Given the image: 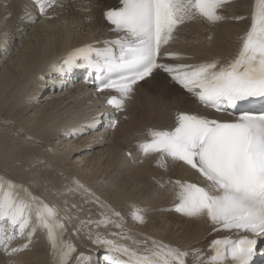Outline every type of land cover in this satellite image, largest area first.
I'll return each mask as SVG.
<instances>
[{
  "label": "snow or ice",
  "instance_id": "snow-or-ice-1",
  "mask_svg": "<svg viewBox=\"0 0 264 264\" xmlns=\"http://www.w3.org/2000/svg\"><path fill=\"white\" fill-rule=\"evenodd\" d=\"M231 3L233 0H120L119 7L103 13L110 31L117 34L115 39L76 47L54 65L60 76L77 68L94 73L97 91L115 93L107 98V105L116 112L125 111L138 82L159 70L203 108L230 117L177 111L173 125L148 129L147 138L137 144L144 158L155 156L156 164L165 171L180 164L202 178V182L167 181L175 197L173 211L189 219H204L212 233L229 235L211 240L207 249L191 251L153 238L137 239L142 234L132 235L121 214L78 181L73 183L85 202L102 209L99 219L80 220L69 213L66 201L61 208L23 185L0 178V253L14 256L30 250L39 231L45 234L54 264H254L256 256H264L258 247V238H264V110L241 108L242 102L264 103V0H254L250 17H232L250 19V25L239 38L237 54L227 62H161L189 59L166 51L178 28L196 21L218 25L227 19L223 10ZM31 4L39 16L49 18V9L63 6L61 0H31ZM20 20L33 24L37 16L25 6ZM99 123L96 117L84 127L94 130ZM117 123L114 115L109 117V127L115 128ZM145 211L133 206L132 220L147 223ZM75 220L79 224L74 225V234L83 232L94 249H103L101 260L91 254L93 248L88 254L78 252L65 239ZM101 228L119 231L101 232ZM17 240L24 242L13 247Z\"/></svg>",
  "mask_w": 264,
  "mask_h": 264
},
{
  "label": "bare ground",
  "instance_id": "bare-ground-1",
  "mask_svg": "<svg viewBox=\"0 0 264 264\" xmlns=\"http://www.w3.org/2000/svg\"><path fill=\"white\" fill-rule=\"evenodd\" d=\"M61 2L62 7L49 11L51 18L42 16L32 25L19 20L21 2L0 6V119L7 122L1 123L5 128L0 132L3 178L15 177L50 204L63 208L66 201L69 213L80 220L99 219L102 209L85 202L86 197L73 183L78 181L119 212L132 235L142 234L137 239L153 238L182 250L207 249L213 237L208 235L211 227L206 220L168 211L175 197L167 181L198 182L197 175L180 164L170 165L165 171L156 164L155 156L144 158L137 144L147 138L148 129L173 125L177 111L209 113L172 84L167 73L158 70L135 87L125 111L116 115V127L108 130L102 117L104 101H99L107 93L93 99L89 87L82 83L83 75L66 82L54 65L76 47L115 38L103 22V13L118 7L119 0ZM251 3L234 0L223 10L227 19L215 26L203 21L180 26L166 51L189 59L161 62H227L237 54L239 38L249 25V19L237 21L232 17H249ZM44 91L45 99L37 100ZM96 117L100 118L96 129L84 127ZM133 206L146 210L147 223L140 225L132 220ZM78 224L75 220L69 225L65 239L71 240L78 252L88 254L93 246L83 232L74 234V225ZM23 242L17 240L12 246ZM103 252L93 248L91 254L101 260ZM12 262L54 264L45 234L36 233L30 250L14 256L0 253V264Z\"/></svg>",
  "mask_w": 264,
  "mask_h": 264
},
{
  "label": "rangeland",
  "instance_id": "rangeland-1",
  "mask_svg": "<svg viewBox=\"0 0 264 264\" xmlns=\"http://www.w3.org/2000/svg\"><path fill=\"white\" fill-rule=\"evenodd\" d=\"M11 54H12V53H11ZM2 68H3V67H0V71L2 70ZM154 82H158L157 79H155ZM149 86H151V85H149ZM149 86H148V87H149ZM44 93H45V91L42 92V93L38 96L37 100L40 99V98L43 96ZM42 98H43V97H42ZM43 99H45V98H43ZM2 119H3V117L0 119V120H1V121H0V130H1V128H2V130H3V127H4L3 125H7V122H3ZM1 123H2L3 125H1ZM1 126H2V127H1ZM4 128H5V127H4ZM2 130H1L0 132H3ZM4 132H5V130H4ZM0 178H3V172H2V171H0ZM3 179H4V178H3ZM5 180H7V179H5ZM9 180L13 181V182L16 183V184H19V183H20V181H17L15 177H11ZM18 182H19V183H18ZM51 259H52V257H51Z\"/></svg>",
  "mask_w": 264,
  "mask_h": 264
}]
</instances>
